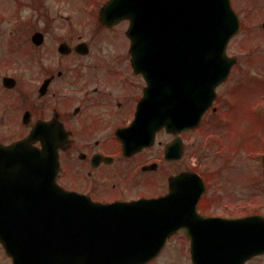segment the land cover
I'll use <instances>...</instances> for the list:
<instances>
[{"label": "flooded vegetation", "instance_id": "1", "mask_svg": "<svg viewBox=\"0 0 264 264\" xmlns=\"http://www.w3.org/2000/svg\"><path fill=\"white\" fill-rule=\"evenodd\" d=\"M96 1L59 0L42 11L44 0H9L5 5L12 6L0 10V143L24 139L39 123L44 128L51 122L53 136L68 138L59 150L58 173L66 189L104 204L169 192L175 199H189L172 203L190 210L168 244L178 242L190 251L193 242L185 229L210 227L200 217L259 212L241 211L247 206H240L236 196L247 184L264 194L262 157L248 143L262 140V133L252 125L245 133L254 138L248 139L239 130L242 106L249 108L245 117L264 121V0H232L241 30L227 52L237 62L218 83L201 123L179 131L159 129L151 144L127 149L121 135L133 133L129 126L147 82L128 67V21L102 23L97 9L104 3ZM28 9L36 17H25ZM243 89L249 92L242 95L259 94L250 106L241 104ZM249 162L254 174L240 177L238 171ZM183 173L200 178L177 182ZM0 251V264H13L1 244Z\"/></svg>", "mask_w": 264, "mask_h": 264}, {"label": "water", "instance_id": "2", "mask_svg": "<svg viewBox=\"0 0 264 264\" xmlns=\"http://www.w3.org/2000/svg\"><path fill=\"white\" fill-rule=\"evenodd\" d=\"M173 1L111 0L101 13L105 19L108 12L117 8L120 14L131 17L135 67L160 69L155 108L156 120L163 125L170 122L168 69H229L230 63L225 60L226 65H223L220 61L225 59L223 51L227 41L239 28L237 22L228 23L232 18L229 0H215L223 4L217 8L208 7L205 4L208 0H190V10L186 11L187 23L181 26L187 37L181 45L187 48L189 42L192 58L189 52L188 62L186 58L181 62L180 52L174 51ZM185 6V2L177 6L178 12L185 13ZM213 18L227 21L207 22ZM177 33L179 42L182 30L178 29ZM206 100L201 94H193L189 105L194 114H201L208 105ZM37 134L39 131L31 138L7 147L6 151L1 148L2 152L12 156L11 162L15 165L19 194L16 201L22 205L25 203L22 211L29 213L21 228L17 224L9 244L17 263L25 264L28 249L42 258L44 264H133L138 258L154 256L158 247H151L142 255L136 244L142 234L138 228L137 206H100L59 186L56 182L57 149L51 138L44 142L45 149L32 148L31 140L41 138ZM7 171L0 167V179ZM31 197L36 199L33 208L39 209L33 213L28 211L29 202H24ZM120 208L124 209L121 211ZM228 229L221 248L216 252L210 250L208 255L202 250L194 252L195 264H244L247 258L264 253V217L238 219L230 222ZM233 244L236 248L229 250ZM202 255L204 257L201 258Z\"/></svg>", "mask_w": 264, "mask_h": 264}, {"label": "rangeland", "instance_id": "3", "mask_svg": "<svg viewBox=\"0 0 264 264\" xmlns=\"http://www.w3.org/2000/svg\"><path fill=\"white\" fill-rule=\"evenodd\" d=\"M27 1H32V2H38L41 0H24L23 3H27ZM59 0H44V6L42 11L49 6V4L51 6H54V2H57ZM9 2V0H0V8L7 4ZM32 14V15H31ZM31 14H30V10H26V14L23 11V15L25 17H36V13L31 10ZM107 59V58H106ZM247 85H251L249 82L247 83ZM261 89V88H260ZM264 89H262L261 92H263ZM249 92L248 89H243L242 90V94H245ZM260 92V93H261ZM259 94L257 93H252L250 92L249 95H242V99H241V104L244 105H248L250 106L252 103V100H254V97H257ZM249 111V108L247 106H242L240 108L239 114H240V120H239V130L241 133H244L248 139H253L254 138V134H247L245 133V131L249 130L251 128V126L253 127V129H255L254 131H256L257 133H262L261 137L262 140H251L249 141V146H251V148H253V150L251 151H256L259 149V151L264 149V121L258 122L257 120H253V116H249V117H245L244 114L246 113V109ZM249 120H246L248 119ZM258 152V151H257ZM255 152V153H257ZM244 153H241V159L243 158ZM257 157V156H256ZM256 163V161H253ZM251 162L248 163H244L243 167H241L240 171H238V175L240 177H245V176H250L251 174H254V171L251 169ZM245 189L243 191L240 192L239 196H236V199L239 197L240 200V206H247L246 208L241 207V211H252L254 209L259 210V211H263L264 213V194L262 195V193L260 191H258V187L257 190H250L251 185L247 184V186H244ZM257 191V192H256ZM237 209H234V211H236ZM170 251L167 252V254L165 253V255L163 257H161V259L153 264H190V259L189 257H187L186 254V250H184V247L180 245V243H173L170 245L169 248ZM2 252L0 251V254ZM249 264H264V258H258L252 262H250Z\"/></svg>", "mask_w": 264, "mask_h": 264}]
</instances>
